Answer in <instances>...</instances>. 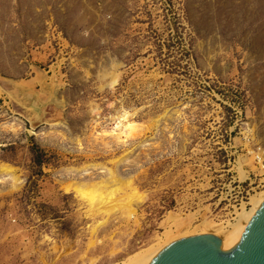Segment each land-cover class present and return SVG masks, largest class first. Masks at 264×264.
I'll list each match as a JSON object with an SVG mask.
<instances>
[{
  "label": "rangeland",
  "instance_id": "374dc122",
  "mask_svg": "<svg viewBox=\"0 0 264 264\" xmlns=\"http://www.w3.org/2000/svg\"><path fill=\"white\" fill-rule=\"evenodd\" d=\"M2 164L0 264L227 226L264 191V0H0Z\"/></svg>",
  "mask_w": 264,
  "mask_h": 264
},
{
  "label": "water",
  "instance_id": "95a60500",
  "mask_svg": "<svg viewBox=\"0 0 264 264\" xmlns=\"http://www.w3.org/2000/svg\"><path fill=\"white\" fill-rule=\"evenodd\" d=\"M148 264H264V200L232 247L223 249L210 233L182 236L164 245Z\"/></svg>",
  "mask_w": 264,
  "mask_h": 264
},
{
  "label": "bare ground",
  "instance_id": "6f19581e",
  "mask_svg": "<svg viewBox=\"0 0 264 264\" xmlns=\"http://www.w3.org/2000/svg\"><path fill=\"white\" fill-rule=\"evenodd\" d=\"M108 73V72H107ZM115 79V77H114ZM114 81V80H113ZM112 81V82H113ZM115 83V82H114ZM113 84V83H112ZM32 86V85H31ZM126 124V123H125ZM133 124V122H132ZM132 124L131 122L127 123L126 124V127L128 129H131L132 128ZM134 130V128H133ZM131 131V130H130ZM14 170V169H13ZM12 168L9 167L8 165L6 164H2L0 165V173H12L13 172ZM113 170H111V173L113 174L112 172ZM115 176V172L113 174ZM117 177H119L117 175ZM16 178V177H15ZM112 178V177H111ZM115 178V177H113ZM112 178V179H113ZM109 179V177H108ZM125 180V179H124ZM94 181V180H93ZM105 181V180H104ZM108 180H106L107 182ZM115 184H119L120 182V179H114L113 180ZM128 181V184H129V179L127 180ZM126 181V183H127ZM99 182V181H96V183ZM111 182V180H110ZM109 182V183H110ZM123 182V181H121ZM120 182V183H121ZM84 183V182H83ZM86 183V182H85ZM101 183V182H100ZM77 184V183H76ZM95 184V183H94ZM83 185V184H82ZM87 185V183H86ZM92 185V184H91ZM91 185L89 186V188H91ZM101 185V184H99ZM111 185V184H109ZM113 185V184H112ZM130 185V184H129ZM80 186V185H79ZM97 186V185H95ZM114 186V185H113ZM132 186V185H131ZM94 187V185H93ZM92 187V188H93ZM100 187V186H98ZM98 187H94V188H98ZM103 187V186H102ZM112 187V186H110ZM83 188V187H82ZM81 188V189H82ZM101 188V187H100ZM99 188V189H100ZM104 188V187H103ZM117 190V187L115 185V187L113 188H110L109 189V186H108V189L106 190L107 192L106 193H103L102 191H96V193L93 195L95 196V204H96V201L99 202V203H104L106 200H110V198L112 199V197L114 196V192ZM93 191V189H92ZM137 192V191H136ZM131 193V192H130ZM132 193H135L132 191ZM131 193V194H132ZM127 194V193H126ZM116 195V194H115ZM130 196V195H129ZM130 198V197H129ZM264 200V191H259V192H256L254 194H251L250 197H249V200H248V203L250 204V207H245L244 205L241 206V209L240 211L236 214V217L234 219L233 222H229L227 224V226H223L221 224H216V223H210V224H207L204 226L205 228V233H210V234H213L215 235L220 243H221V246L223 249H228L230 247H232L234 244H236L244 230V228L246 227V224L248 223V221L250 220V218L252 217V215L255 213V211L257 210V208L260 206V204L263 202ZM111 201V200H110ZM109 201V202H110ZM129 203V202H128ZM131 203V202H130ZM108 205V204H107ZM131 205V204H130ZM100 207V206H99ZM102 207H105L104 205ZM101 207V208H102ZM107 207V206H106ZM129 207V205L127 206ZM131 207V206H130ZM129 207V208H130ZM98 208V207H96ZM234 218V217H233ZM190 235V234H188ZM182 236H186L185 234L184 235H177L169 240H167L166 242L164 243H161V244H157L156 245H153V246H150V247H147V248H143L141 250H138L136 251L135 253L131 254L130 256L127 257V259L123 260L122 262H120L119 264H148V262L153 258V256L164 246L166 245L168 242L176 239V238H179V237H182Z\"/></svg>",
  "mask_w": 264,
  "mask_h": 264
}]
</instances>
